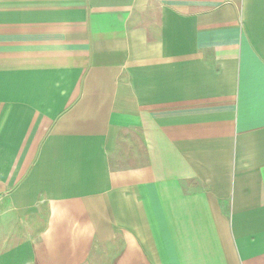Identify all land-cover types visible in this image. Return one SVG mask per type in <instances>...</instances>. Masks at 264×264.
I'll return each mask as SVG.
<instances>
[{
    "label": "crops",
    "instance_id": "crops-1",
    "mask_svg": "<svg viewBox=\"0 0 264 264\" xmlns=\"http://www.w3.org/2000/svg\"><path fill=\"white\" fill-rule=\"evenodd\" d=\"M0 264H264V0H0Z\"/></svg>",
    "mask_w": 264,
    "mask_h": 264
}]
</instances>
